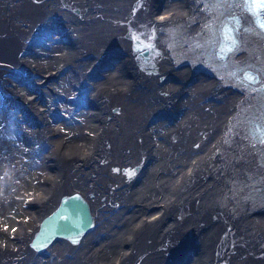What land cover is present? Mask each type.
Returning <instances> with one entry per match:
<instances>
[{
    "label": "bare ground",
    "instance_id": "obj_1",
    "mask_svg": "<svg viewBox=\"0 0 264 264\" xmlns=\"http://www.w3.org/2000/svg\"><path fill=\"white\" fill-rule=\"evenodd\" d=\"M243 11L0 0V264H264V144L250 133L264 129V32ZM227 13L236 45L216 61ZM248 64L258 78L244 83ZM141 153L121 181L114 167ZM74 192L93 225L76 245L30 248Z\"/></svg>",
    "mask_w": 264,
    "mask_h": 264
},
{
    "label": "water",
    "instance_id": "obj_2",
    "mask_svg": "<svg viewBox=\"0 0 264 264\" xmlns=\"http://www.w3.org/2000/svg\"><path fill=\"white\" fill-rule=\"evenodd\" d=\"M137 140L141 144L140 137H137ZM143 160L141 153L136 161L130 160L126 165H117L114 168L118 170H114L119 171L121 181L130 180L134 176V170ZM111 169L109 171L115 173L113 168ZM92 225L93 216L89 212L86 200L79 193L61 196L56 209L41 218L28 246L39 252L57 238L65 240L70 245H76L79 237Z\"/></svg>",
    "mask_w": 264,
    "mask_h": 264
},
{
    "label": "snow or ice",
    "instance_id": "obj_3",
    "mask_svg": "<svg viewBox=\"0 0 264 264\" xmlns=\"http://www.w3.org/2000/svg\"><path fill=\"white\" fill-rule=\"evenodd\" d=\"M256 7H264V3H258ZM261 27L264 28V23H261ZM225 41H226V46L222 48V52L231 51L232 48L235 47L236 45V41L235 39L232 38L230 34V30L226 31L225 33ZM248 78L252 79L251 77ZM261 139L264 140V135L261 136Z\"/></svg>",
    "mask_w": 264,
    "mask_h": 264
},
{
    "label": "rangeland",
    "instance_id": "obj_4",
    "mask_svg": "<svg viewBox=\"0 0 264 264\" xmlns=\"http://www.w3.org/2000/svg\"><path fill=\"white\" fill-rule=\"evenodd\" d=\"M59 36H64V34H62V33L60 32ZM16 75H17V76H21V71H18ZM109 111L113 112V108H112V106H111V108L109 109ZM104 116H105V115H104ZM105 118H108V116H105ZM24 172H26L25 169H23V173H24ZM19 173H20V172H18V174H19Z\"/></svg>",
    "mask_w": 264,
    "mask_h": 264
},
{
    "label": "flooded vegetation",
    "instance_id": "obj_5",
    "mask_svg": "<svg viewBox=\"0 0 264 264\" xmlns=\"http://www.w3.org/2000/svg\"><path fill=\"white\" fill-rule=\"evenodd\" d=\"M38 41H35V42H33V43H37ZM32 43V44H33ZM144 152V151H143ZM143 155V158H145V153L144 154H142ZM101 163H103V158H101V161H100Z\"/></svg>",
    "mask_w": 264,
    "mask_h": 264
}]
</instances>
